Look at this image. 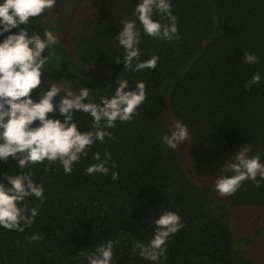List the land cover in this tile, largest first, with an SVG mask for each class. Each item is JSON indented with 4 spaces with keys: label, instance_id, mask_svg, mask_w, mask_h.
<instances>
[{
    "label": "trees",
    "instance_id": "1",
    "mask_svg": "<svg viewBox=\"0 0 264 264\" xmlns=\"http://www.w3.org/2000/svg\"><path fill=\"white\" fill-rule=\"evenodd\" d=\"M65 2L57 0L42 17L30 18L20 27L42 38L45 29L54 33L47 19ZM169 2L179 39L165 41L145 34L135 13L139 0H107L83 10L71 36L74 58L61 43L45 51L51 61L99 86L91 102L100 104L103 97L114 95L120 77L128 81V90L143 81L148 98L131 122L117 121L114 128L105 129L113 139L92 145L70 175L59 162L21 169L12 158L0 161V183H6V174L28 172L44 188L43 201L29 196L23 202L38 208L30 227L23 232L0 227V264H89L88 257L109 240L114 243L111 264H253L233 240L230 208L217 202L210 188L188 177L178 149L162 144L161 137L168 134L162 110L168 101L175 119L188 126L190 158L198 177L234 175L225 165L245 146L251 149L249 156L259 155L264 163V0ZM153 19L169 23L155 10ZM123 20H136L141 31L140 62L153 55L160 58L154 70L134 72L114 62L125 54L116 39ZM244 52L256 55L258 62L246 63ZM95 65L106 68L104 78L86 72ZM256 73L260 83L246 87ZM40 87L31 93L34 101L48 84L42 81ZM65 95L61 91L54 104ZM56 118L63 122L59 113ZM74 121L82 133L93 130L89 114L76 112ZM105 152L111 154L108 174L87 175L85 169L98 163L94 156L99 153L103 158ZM113 171L119 172L116 181ZM257 180L259 187L246 180L229 196L232 207H264V180L259 176ZM167 211L180 215L184 228L168 238L166 259L142 258L135 244L149 243L157 230L155 221ZM261 232L264 236V217ZM32 235L42 239L30 242Z\"/></svg>",
    "mask_w": 264,
    "mask_h": 264
},
{
    "label": "clouds",
    "instance_id": "2",
    "mask_svg": "<svg viewBox=\"0 0 264 264\" xmlns=\"http://www.w3.org/2000/svg\"><path fill=\"white\" fill-rule=\"evenodd\" d=\"M57 0H2L0 2V161L8 162L9 158L18 162L21 169L29 164L59 162L65 174H71L74 163L79 162L97 141L105 142L107 137L113 139L105 129L114 128L116 122H131L137 109L148 98L146 84L136 83L134 90H128L129 84L121 77L116 80L114 95L105 96L100 104L90 101L89 89L81 87L72 90V84L61 80L59 83L49 81L46 91H39L38 101L31 98L33 90L41 89L42 71L49 61L45 56L46 50L60 43V38L51 30L45 29L43 38L36 32L29 34L27 27L30 18L42 17L46 10L56 6ZM154 10L166 16L169 23L162 24L153 19ZM137 14L143 32L150 37L171 41L179 39L177 18L172 13L169 0H139L136 5ZM123 30L116 39L124 49L123 60L114 59L116 64L123 63L124 67L138 72L145 69H155L159 57L153 55L150 59L140 62L141 50L138 47L141 31L136 20L121 21ZM13 29L17 31L13 33ZM8 35L5 36V34ZM51 56L55 52L50 53ZM243 59L248 64L258 62V57L250 52L243 53ZM133 61H136L133 67ZM261 77L253 74L246 87L258 84ZM61 83L69 89L66 95L54 104V100L62 91ZM89 101V102H85ZM89 114L92 118V131L81 132L74 121L76 112ZM62 116L63 122L56 118ZM52 114V118H49ZM39 121L36 126L34 122ZM104 121L102 124L101 122ZM168 133L161 137V142L168 148L176 150L190 139L189 128L180 120L169 127ZM250 147L236 151L234 163L225 165L234 173L223 176L215 181L216 192L221 196L235 194L246 180H251L256 187L260 186L259 176L264 180V163L260 156H249ZM98 163L85 169L87 175L97 173L107 175L111 154L105 152L103 158L99 153L94 156ZM112 167L116 165L113 163ZM45 169L50 170L45 164ZM113 181L119 179V172L111 173ZM6 183H0V227L7 230L23 232L30 227L37 217L38 208H29L23 204L26 197L35 196L43 201L44 188L35 184L28 172L16 175H4ZM23 205V206H21ZM157 230L147 245L137 242L134 248L139 249V255L150 261L166 259V243L171 235L184 228L182 218L175 212H164L155 221ZM30 242L42 239L39 235L28 238ZM113 241L95 249L88 257L89 264H111L113 259Z\"/></svg>",
    "mask_w": 264,
    "mask_h": 264
},
{
    "label": "rangeland",
    "instance_id": "3",
    "mask_svg": "<svg viewBox=\"0 0 264 264\" xmlns=\"http://www.w3.org/2000/svg\"><path fill=\"white\" fill-rule=\"evenodd\" d=\"M107 0H66L64 6L59 13H53L47 23L54 31V34L60 38V43L64 46L72 58L75 57L74 45L71 41L73 29L82 16L84 9H88L93 4H104ZM86 72L91 77L104 78L106 68L102 65L88 66ZM45 73L42 76V81L46 84L49 81L59 83L62 79L72 84V90L77 91L84 87L92 92L90 98L96 96L99 86L93 81L85 78L80 72L72 71L65 65H60L55 60L48 61L42 69ZM62 92H67L69 89L65 83H61ZM162 115L167 127V133L170 126L176 121L171 112L168 101L163 105ZM169 134V133H168ZM180 155L181 164L186 171L188 177L196 184L210 188L213 198L230 208V227L238 249L246 251L247 257L253 264H264V236L261 232L263 229L264 207H232L229 196L221 197L215 189V181L217 177L200 178L193 170L192 161L190 158V141H185L183 145L177 148ZM234 159L228 165L234 163Z\"/></svg>",
    "mask_w": 264,
    "mask_h": 264
}]
</instances>
